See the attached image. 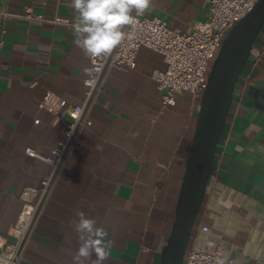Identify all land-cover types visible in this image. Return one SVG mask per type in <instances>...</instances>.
<instances>
[{"label":"crops","instance_id":"1","mask_svg":"<svg viewBox=\"0 0 264 264\" xmlns=\"http://www.w3.org/2000/svg\"><path fill=\"white\" fill-rule=\"evenodd\" d=\"M70 3L0 0V250L15 240L23 192L40 190L52 170L27 151L51 157L70 122L56 121L41 101L47 93L73 106L85 100L92 65L74 43ZM208 10L207 0H152L144 14L185 33L205 22ZM165 68L162 55L143 48L136 69L107 72L89 109L92 126L58 173L24 249L25 264H73L78 211L114 241L106 264H162L201 106L184 93L161 109L151 74ZM209 242L234 264H264V27L236 86L188 249L213 251Z\"/></svg>","mask_w":264,"mask_h":264},{"label":"built area","instance_id":"2","mask_svg":"<svg viewBox=\"0 0 264 264\" xmlns=\"http://www.w3.org/2000/svg\"><path fill=\"white\" fill-rule=\"evenodd\" d=\"M207 1L209 2L207 20L185 33L172 30L158 17H149L144 13L139 16L134 41L125 42L108 57L90 59L92 73L84 81L85 100L81 105H68L65 100L53 93L45 95L39 105L40 109L53 115L56 121L62 116H68L70 122L67 124L64 139L53 149L51 157L42 158L31 150L27 151L29 156L48 163L52 170L42 181L40 190L26 189L23 192L24 206L15 228V240L0 250V264H25L24 249L33 233L41 209L53 189L60 169L82 132L92 126L89 109L95 103L108 71L134 70L141 49L153 50L162 55L166 64L164 70H155L151 74L157 89L162 93L161 109L163 111L169 109L175 103L176 96L184 93L189 94L194 102L201 103L213 66L211 62L216 61L230 31L261 2V0ZM58 23L71 26L66 20H60ZM60 112L63 114L60 115ZM36 195V201L30 199ZM201 230L208 232L206 227ZM211 246L214 248L212 252H203L196 246L188 249L184 264H234L233 261L225 259L221 246L213 243Z\"/></svg>","mask_w":264,"mask_h":264},{"label":"water","instance_id":"3","mask_svg":"<svg viewBox=\"0 0 264 264\" xmlns=\"http://www.w3.org/2000/svg\"><path fill=\"white\" fill-rule=\"evenodd\" d=\"M264 27V0L228 34L214 62L200 106L186 162L176 220L162 264H184L192 233L205 201L214 157L234 102L236 86Z\"/></svg>","mask_w":264,"mask_h":264},{"label":"clouds","instance_id":"4","mask_svg":"<svg viewBox=\"0 0 264 264\" xmlns=\"http://www.w3.org/2000/svg\"><path fill=\"white\" fill-rule=\"evenodd\" d=\"M151 3L152 0H71L70 7L76 13L75 45L92 60L110 56L125 42L136 39L137 18L150 9ZM76 216L74 230L80 246L73 264H84L93 256L92 264H106L114 241L84 212L78 211Z\"/></svg>","mask_w":264,"mask_h":264},{"label":"rangeland","instance_id":"5","mask_svg":"<svg viewBox=\"0 0 264 264\" xmlns=\"http://www.w3.org/2000/svg\"><path fill=\"white\" fill-rule=\"evenodd\" d=\"M213 63H214V60L211 62V66L213 65ZM199 248V247H198ZM200 250H201V248H200ZM203 252H212V250H209V251H207V250H202Z\"/></svg>","mask_w":264,"mask_h":264}]
</instances>
